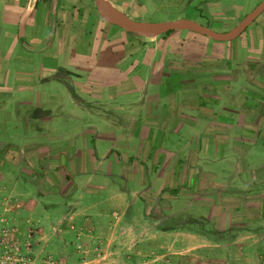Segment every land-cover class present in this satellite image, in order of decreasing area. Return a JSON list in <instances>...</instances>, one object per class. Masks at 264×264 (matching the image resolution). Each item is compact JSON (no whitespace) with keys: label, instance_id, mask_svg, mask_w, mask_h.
Masks as SVG:
<instances>
[{"label":"crops","instance_id":"obj_1","mask_svg":"<svg viewBox=\"0 0 264 264\" xmlns=\"http://www.w3.org/2000/svg\"><path fill=\"white\" fill-rule=\"evenodd\" d=\"M107 9L117 14L112 8ZM94 10L90 0H0L1 48L11 36L5 30H10L15 23L23 25L22 33L18 37L13 35L8 42L11 54L21 55L28 50L27 40L41 39V49L48 47L52 38L45 37L43 42L37 35L38 25L46 21L52 28L51 33L58 28L56 36L64 41L63 45L70 32L81 34L78 44L67 46L68 49L74 52L79 47L83 54H88L93 47L97 57V69H91L92 65L85 61L67 57V62L61 58L53 67L54 73L47 75L66 84L67 103L73 105L74 108H69L73 113L89 116L75 118L68 108L59 110L57 97L54 109L42 102L32 105L29 100L15 99L17 110L22 112L25 107L27 115L16 113L44 121L51 127V136L50 145L42 146L29 133L24 134L29 141L21 143L12 141L8 135L1 143L15 147L22 158L8 163L19 169L27 149L45 153L49 159L39 158L38 166L46 169L31 191L23 189L14 172L0 170V217L6 216L23 225L26 215L32 214L41 231L48 228L54 233L60 227L71 228L82 221L91 225L93 231L97 229L107 236L108 241L119 230H152L165 236L179 233V237H189L196 247L205 237L192 223L206 221L212 211L204 208L213 202L207 198L201 205L195 204L219 188L216 193L225 201L220 207L223 212L230 215L225 210L234 208V224L244 225L239 215H245L244 226H252V229L229 227L228 231L241 232L245 237L261 234L264 230L261 212L264 205V10L251 22L260 17L253 29L255 46L238 47L234 53L227 52L225 47L218 52L215 43L187 29L145 39L124 29L116 34L106 22L94 33V23L101 19ZM183 16L198 19L188 14ZM224 22L219 32L234 27L229 26L232 21ZM32 25L33 29L28 30ZM185 30L189 33L179 34ZM13 41L16 43L12 44ZM61 50L67 51L65 46ZM18 62L30 65L35 61ZM14 73L12 78L6 75L3 80L2 102H7L11 88L28 89L34 84L26 65ZM132 79L136 80L135 86ZM35 111L41 113L33 114ZM62 117L70 118L71 123L67 130L59 132L53 124ZM177 136L186 141L174 149ZM65 137L67 146L62 143ZM151 141L160 149H167V160H158L159 152ZM89 144L94 152V160L87 164L90 170L76 173L65 168L62 178L73 185L66 194L62 193L61 176L52 172L54 163L47 161L54 157L64 166L75 167V153L84 151L83 147L88 148ZM44 159L42 165L40 160ZM41 185L48 192H41ZM44 206L51 209H42ZM175 219L179 222L165 224ZM140 246L134 244L135 248Z\"/></svg>","mask_w":264,"mask_h":264},{"label":"rangeland","instance_id":"obj_2","mask_svg":"<svg viewBox=\"0 0 264 264\" xmlns=\"http://www.w3.org/2000/svg\"><path fill=\"white\" fill-rule=\"evenodd\" d=\"M91 1L92 11L95 9V3ZM113 7L122 15L130 17L135 20L141 21H167L184 18L183 15H192L197 17L195 21L209 26L214 31H221V25H224V21L229 20L232 23L230 27L235 26L252 8L259 3L261 0H108ZM94 8V9H93ZM94 10V11H95ZM21 13V10H17ZM219 12V13H216ZM260 17L256 19L254 23H251L243 35L246 37L238 36L230 40L215 41L211 40L205 35L198 34L202 39H206L215 43V49L220 52L223 51L224 47L227 52H235L238 47H253L257 40L253 29L257 24ZM224 22V23H223ZM106 22L103 20H96L92 31L97 33V29H100ZM37 27V35L42 38L43 42L45 37L52 38L51 44L41 49L43 44L41 39L38 41H29L26 43L28 50L24 51L23 54H11V47L8 46V42L13 39V35L18 37L22 33V23H15L9 31V39L6 41L7 45L1 48L0 44V88L4 87L3 80L6 75H10L12 78L14 71L19 67L26 65V69L33 80L34 84L32 88H11L10 95L7 102L0 101V170H9L14 172L22 182L23 189L31 191V187L34 188L35 183L40 182V177L43 169L38 166L39 158L46 157L45 153L40 154L30 150L25 151V159H23L22 166L19 169L9 164L13 159L19 158L18 150L15 147H10L6 143H1L3 140H7L8 135L11 136L12 141L23 142L29 141L24 138V134H30V136L37 138V142L42 143V146L46 144L50 145V126L46 125L44 121L36 120L35 118L27 119L22 115H27V112H20L17 109L15 99H26L32 104H38L42 102L46 107L54 109L56 97L60 103L59 110H68L73 107L71 103H67V92L69 91L66 84L59 82L54 79L47 78V75L54 73V65L61 62V58H65L67 62L68 58H74L77 60L85 61L86 64L92 65L91 69H95V63L97 57L93 47L90 49L88 54H83L81 49H77L73 52V49H68L67 46L72 47L81 40L82 36L77 33L70 32L65 45L63 40H58L56 33L58 28L55 27L53 32L52 28L46 21L40 23ZM89 25V24H88ZM110 31L122 33L123 28L106 23ZM228 25V24H227ZM86 26V25H85ZM34 25L27 27L28 30H32ZM209 28V29H210ZM255 30V29H254ZM128 34V32H126ZM189 31L185 30L179 32V34H187ZM135 36L140 38H154L158 35L151 33L143 35L138 32H134ZM162 34V33H160ZM84 36V34L82 33ZM122 36V35H121ZM81 37V38H80ZM116 38H119L116 37ZM243 40V41H242ZM237 43V45H235ZM16 43L15 41L12 44ZM10 44V43H9ZM18 45V44H17ZM65 46L67 51L62 52L61 48ZM7 48L10 50L8 51ZM59 52L58 55L56 53ZM71 52V53H69ZM68 57V58H67ZM34 60V64L27 65L19 63L18 61ZM70 62V61H69ZM47 66V67H45ZM95 67V68H94ZM69 69L72 66L69 65ZM97 69V68H96ZM7 76V77H8ZM132 86L136 85V80L132 79ZM26 89L28 90L26 92ZM123 89V88H121ZM118 90V89H117ZM23 93V94H18ZM69 94V93H68ZM1 95V94H0ZM52 97V98H51ZM2 96L0 97V100ZM63 101V102H61ZM68 108V109H67ZM74 108V107H73ZM69 109V110H70ZM20 112L22 115L17 114ZM17 112V113H16ZM70 112H72L70 110ZM34 113H41L35 111ZM73 113V112H72ZM76 113V114H75ZM73 113L75 118L89 116L86 114ZM78 114V115H77ZM90 119L89 117H87ZM81 119V118H80ZM59 121V122H58ZM77 121V120H76ZM159 121V119H158ZM71 120L67 117H62L59 120H54L53 127L58 129L59 132H63L68 129ZM55 130V129H54ZM41 132V133H40ZM89 133V131H87ZM36 133H40L36 135ZM177 138L176 147L182 146L186 140ZM186 138V137H185ZM62 140L64 146H67V142ZM28 145V144H27ZM151 145L156 147L159 154L158 160L163 162L168 159L167 149H160L159 145L154 144L151 141ZM27 148H29L27 146ZM92 145L89 144L88 148L78 150L75 153L76 166L62 165L61 162L53 157L52 160L47 162L54 163L52 172L54 171L57 176H61L59 186L62 193L66 194L68 190L72 189V183L68 180L63 179L66 170L70 171H85L88 170V163L94 160V152L92 151ZM164 151V153H163ZM87 156V160L85 158ZM62 160L61 156H58ZM111 159L114 157L111 156ZM40 160V163H45V160ZM4 160L6 162H4ZM58 164V165H57ZM43 165V164H42ZM90 170V169H89ZM51 177L50 173L46 174ZM219 179V178H218ZM25 183V184H24ZM166 187V186H163ZM56 190L55 188H51ZM215 191L212 195H204L203 199H199L195 205H201L207 198H210L213 202L209 208H204L206 211H212L210 216L207 215V219H201V224L192 223L195 227H198V231L204 235L205 240L200 242L199 246L194 247L193 242L189 240V237H179V233H171V235H162V232L158 231H117V236L108 241L107 236L101 235L100 231L91 228V225H85L82 221H79L77 226H71V228H58L54 233L52 229H46L41 231L39 226L34 223V215H26V222L21 225L17 221L10 220L6 216L0 217V264H264V230L261 234L252 235L245 237L244 234L238 232L233 234L234 231H228L229 227L232 229H243L246 225V220L243 219L245 215H239L240 222L237 225L234 224L236 220L233 217V211L235 209L225 210L230 215L223 212L220 208L223 204L221 196L216 193L219 188H214ZM218 189V190H216ZM158 189H155L157 191ZM36 191V188H35ZM41 192L48 190L45 186L40 187ZM58 191V190H57ZM210 190H203L204 193ZM37 193V191H36ZM33 193V194H36ZM48 195V193L46 194ZM264 203V201H263ZM12 204L20 207L15 202ZM38 209V207H36ZM42 209H51L44 206ZM210 209V210H209ZM221 209V210H220ZM244 211V210H241ZM262 214H264V205L261 208ZM179 222V219L170 220L166 225H173ZM70 227V225H69ZM226 228V229H224ZM58 234L56 236L55 234ZM253 233V231H252ZM182 238V239H181ZM134 244H141L140 247L135 248ZM217 244V245H216Z\"/></svg>","mask_w":264,"mask_h":264},{"label":"water","instance_id":"obj_3","mask_svg":"<svg viewBox=\"0 0 264 264\" xmlns=\"http://www.w3.org/2000/svg\"><path fill=\"white\" fill-rule=\"evenodd\" d=\"M93 1L99 17L103 21L117 25L126 31L138 32L140 29L148 28L152 30V33L160 34L167 30L187 29L219 41L236 38L256 18V16L264 10V0H261L234 27L224 32H216L189 18H179L167 21H141L126 17L122 14H120L119 17H116L106 9L101 0Z\"/></svg>","mask_w":264,"mask_h":264},{"label":"bare ground","instance_id":"obj_4","mask_svg":"<svg viewBox=\"0 0 264 264\" xmlns=\"http://www.w3.org/2000/svg\"><path fill=\"white\" fill-rule=\"evenodd\" d=\"M102 1V3H103V5L106 7H110V8H112L113 10H115L116 11V13L117 14H113V15H115L116 17H119V15H120V13L113 7V5L108 1V0H101ZM107 7H106V9H107ZM108 10V9H107ZM109 11V10H108ZM110 12V11H109ZM111 13V12H110ZM139 33H141V34H143V35H148V34H150L151 35V33H152V30H150V29H148V28H144V29H140L139 31H138Z\"/></svg>","mask_w":264,"mask_h":264},{"label":"trees","instance_id":"obj_5","mask_svg":"<svg viewBox=\"0 0 264 264\" xmlns=\"http://www.w3.org/2000/svg\"><path fill=\"white\" fill-rule=\"evenodd\" d=\"M111 1H114V0H111ZM172 31H174V30H167L166 32H164V34H168V33L172 32ZM128 32L132 33V31H128Z\"/></svg>","mask_w":264,"mask_h":264}]
</instances>
